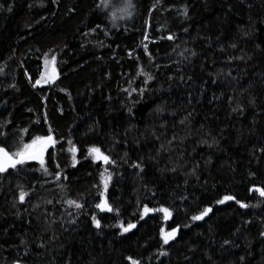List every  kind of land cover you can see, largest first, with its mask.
<instances>
[{
  "label": "trees",
  "instance_id": "obj_1",
  "mask_svg": "<svg viewBox=\"0 0 264 264\" xmlns=\"http://www.w3.org/2000/svg\"><path fill=\"white\" fill-rule=\"evenodd\" d=\"M125 4L0 0V145L49 128L58 140L48 174L38 162L0 174V264H264V197L249 191L264 188V0ZM53 55L58 78L36 87ZM105 170L119 214L94 207ZM226 194L248 207L217 204ZM145 204L173 216L141 220ZM120 223L137 227L121 235ZM161 227L176 240L162 246Z\"/></svg>",
  "mask_w": 264,
  "mask_h": 264
},
{
  "label": "snow or ice",
  "instance_id": "obj_2",
  "mask_svg": "<svg viewBox=\"0 0 264 264\" xmlns=\"http://www.w3.org/2000/svg\"><path fill=\"white\" fill-rule=\"evenodd\" d=\"M53 2H56V0H53ZM131 0H126L125 7L123 11L125 12L126 15H131L130 12H127L128 8H131ZM10 10V9H9ZM184 14H187V10L185 9ZM114 18H115V14ZM148 22L146 21V24ZM150 26V25H149ZM99 27V25H97ZM144 39H148L147 33L144 36ZM168 40H173L174 37L172 35H168L166 37ZM147 44L144 45L145 51L147 52ZM131 55V54H130ZM150 55V54H149ZM195 55V53H193ZM55 62H56V57L53 55L51 57V72H45L44 74L41 75L40 79H37L35 81V85H38L41 83V81L45 82H50L54 81L56 78V68H55ZM49 65V61L45 59V66ZM140 75H143L145 77V83L148 81L154 79V77L146 72L141 68ZM171 79V77H170ZM191 79V77H189ZM35 85H33L35 87ZM125 91H128L125 89ZM135 91V89H133ZM131 95V93H129ZM140 94H143V89L140 90ZM236 109H233L235 111ZM183 123V121H182ZM27 132V130H24ZM58 143V140L54 137L52 134L51 128H49L48 134L45 136H36L34 139L31 140L30 143H23V144H18L16 146V150L12 151L10 148L6 146L0 145V174L2 173H8L9 170H15L18 168V166H23L31 161H36L40 164L41 168L44 169L45 174H48L47 168L45 167V153L48 152L49 148H54L56 144ZM71 144V141L68 142ZM206 143V141H205ZM70 152L76 153L78 150L74 146L69 149ZM264 151V150H262ZM88 155L92 157L93 161H100L105 165L109 164H115V161L112 160L108 155L104 154L101 151V148L98 146H90L87 149ZM76 160L75 156H73V166H75ZM133 167L137 168L140 170V172H143L144 169L141 166L140 163H136L132 165ZM57 168H59V164L56 165ZM172 171H175V169H172ZM56 179H60V173H56ZM112 180V174L107 172V170L103 171L100 173V185H102V189L98 191V196H99V201L95 203L94 207L97 209L100 213H113L114 211L116 214H119V209H114L113 206L111 205L109 198L107 196L108 189H109V183ZM250 192L258 193L261 197H264V188L262 187H253L249 189ZM29 195L28 191H25L22 187L19 190L18 193V202L19 203H24L25 198ZM228 201H235L240 208H247L248 205L246 203H243L239 200L236 199L235 196L233 195H224L222 198L218 199L216 201L217 204H224L225 202ZM50 202V201H49ZM67 203L70 206H74L77 209H82L84 205L82 203H79L75 200H68ZM212 212L211 207H205L202 211H200L198 214L192 215L191 220L193 222L195 221H202L204 220L210 213ZM150 213H162L163 214V219L165 221L169 220L173 216V212L165 206H160L156 208H150L147 204L143 205L141 211H140V219L143 220L145 217L149 216ZM101 218H97L96 215L91 216V222L92 225L96 229H101L102 224H101ZM118 228L121 229V235L130 232L132 229H135L137 227L136 224L134 223H128L126 226L123 223H120L116 225ZM187 226V225H186ZM178 228H172L170 231H166L163 227L159 229V239L162 241V246L169 245L170 242L175 241L177 238V233H178ZM225 243H228V241H225ZM43 247V245H41ZM167 251H161L160 255H167ZM126 259L130 262V264H140V261L137 259H134L131 256L126 257ZM18 264V262H17Z\"/></svg>",
  "mask_w": 264,
  "mask_h": 264
},
{
  "label": "rangeland",
  "instance_id": "obj_3",
  "mask_svg": "<svg viewBox=\"0 0 264 264\" xmlns=\"http://www.w3.org/2000/svg\"><path fill=\"white\" fill-rule=\"evenodd\" d=\"M49 61V65L47 66V68H46V66H45V63H44V66H43V69H42V73H41V75L42 74H44L46 71L47 72H51V67H52V65H51V60H48ZM55 68H56V66H55ZM56 73H57V75H56V78H55V80L58 78V76H59V73H58V70H57V68H56ZM41 77V76H40ZM54 80V81H55ZM54 81H50V82H45V81H41V83L40 84H38V85H36V87H45V86H48V85H51ZM45 156H46V153H45ZM31 162H36V161H31ZM98 162H100V161H98ZM151 214V213H150ZM171 219V218H170Z\"/></svg>",
  "mask_w": 264,
  "mask_h": 264
},
{
  "label": "water",
  "instance_id": "obj_4",
  "mask_svg": "<svg viewBox=\"0 0 264 264\" xmlns=\"http://www.w3.org/2000/svg\"><path fill=\"white\" fill-rule=\"evenodd\" d=\"M51 148H49V150H50ZM10 171V170H9Z\"/></svg>",
  "mask_w": 264,
  "mask_h": 264
}]
</instances>
